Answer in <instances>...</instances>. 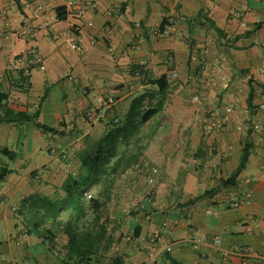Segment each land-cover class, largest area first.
I'll use <instances>...</instances> for the list:
<instances>
[{
    "label": "crops",
    "instance_id": "1",
    "mask_svg": "<svg viewBox=\"0 0 264 264\" xmlns=\"http://www.w3.org/2000/svg\"><path fill=\"white\" fill-rule=\"evenodd\" d=\"M31 49L40 62L21 87L14 63ZM142 63L149 78L168 77L162 109L122 150L138 164L90 184L101 207L82 197L78 214L77 192L69 199L66 191L85 177L79 157L110 118L88 115L107 99L125 115L152 89L132 76ZM0 92L13 112L54 129L0 124V149L15 153L0 155L11 170L0 180V264H59L62 225L77 218L78 231L104 230L100 264H143L154 235L173 247L157 264H264V0H0ZM210 117L223 123L219 131L205 132ZM245 150L244 169L225 184ZM47 230L50 239L38 238ZM242 248L254 255L242 257Z\"/></svg>",
    "mask_w": 264,
    "mask_h": 264
},
{
    "label": "trees",
    "instance_id": "2",
    "mask_svg": "<svg viewBox=\"0 0 264 264\" xmlns=\"http://www.w3.org/2000/svg\"><path fill=\"white\" fill-rule=\"evenodd\" d=\"M64 11L57 10V18L58 20L65 19ZM199 18L202 17V14L199 13ZM205 18V17H204ZM206 23L210 26V28L217 34L222 36L223 33L214 27V25L207 19H204ZM166 20L164 19L161 25L159 26L160 34L165 32ZM189 40L193 41L194 29L191 30ZM171 65V63H170ZM172 66H169V70ZM138 72L139 77L144 76L143 79H147L149 85L152 86V89L146 90L143 94H140L134 97L129 105V108L125 115L121 116L113 111V107L110 110H107L105 113L109 115L108 122L105 124L106 133L100 138L95 145L88 151L84 152L79 157V162L81 168L85 171V177L81 181L74 182L71 186H69L67 192V196L70 199L73 194L76 193L74 202L78 205V214L80 212L83 213V203L82 194L87 189L90 184L103 185L105 181H107L110 176H112L117 168L122 167V164L125 169L129 168L134 164H138V156L131 155L129 157L126 156V151H122L125 147H127L133 139H135L136 135H138L140 128L145 125L151 118L157 115L163 106V103L166 99L168 89H169V80L165 74H162L156 79L149 78L147 73L143 71V67L141 65L136 66L132 69V76H135ZM21 77L22 84L21 87H27V79L28 77L21 76V73H18ZM251 82V81H250ZM8 95L4 92H0V111L2 112L0 115V124L1 123H9L14 125H21L24 123H33V125L41 130L42 132H53L54 129L48 127L46 125H42L37 122V114H28L24 112H13L6 105ZM253 100V90L250 89L247 104L250 106ZM155 101V102H153ZM114 118H117L118 121L114 122ZM0 155L6 156L10 161L14 160L15 153L8 151L7 149H0ZM126 159V160H125ZM248 159V150H245L241 156L239 165L236 171L233 173L231 178L224 183L233 184L236 177L240 174V172L244 169L245 164ZM125 160V163L123 162ZM11 173L7 167L0 165V180H4V178ZM113 181V180H112ZM111 182V181H110ZM98 199L91 198L89 202L94 205L96 208H100L101 204L97 201ZM52 209L50 208L49 211ZM57 210V208H54ZM57 214L54 213L52 215V221L50 222L52 225L56 222ZM77 219H72L67 221L64 225H62L61 234L65 235V242H63L59 247L60 250H64V255L61 258L59 264H100L103 260V255L100 253L105 251L107 248L104 239V230H100L97 232H90L86 229V231H78L75 229V223ZM58 228V225L55 227ZM46 232H42L38 235L40 239H50L48 237H44ZM103 241V246H102ZM58 246L55 244V247ZM52 248L54 246L51 245ZM61 253V252H59ZM62 254V253H61ZM112 264H121L119 258H114L111 260Z\"/></svg>",
    "mask_w": 264,
    "mask_h": 264
},
{
    "label": "built area",
    "instance_id": "3",
    "mask_svg": "<svg viewBox=\"0 0 264 264\" xmlns=\"http://www.w3.org/2000/svg\"><path fill=\"white\" fill-rule=\"evenodd\" d=\"M74 47L78 48L76 45H74ZM39 62H40V59L37 56V52L34 49H31L27 53V55H25V56H23L20 59L15 61L14 68L18 70V73H21V76L28 77L30 75L32 69L34 67H36L39 64ZM141 66L144 67V63H142ZM136 75L139 76L138 72L136 73ZM100 102L105 104V107L101 108L100 112L97 113L98 115L89 114L88 116L91 119H97L98 116L100 118L104 117L106 111L109 109L111 110L112 107L114 106V100L113 99H107L106 101H100ZM230 111H231V108L227 107L226 112H230ZM114 119H115L114 122L118 121L117 118H114ZM222 125H223V123L221 121L217 120L216 118H213V117L207 118L206 119L205 132H208L209 130L219 131L222 128ZM253 128H254V130H257L258 126L255 125ZM51 151L53 152V150H51ZM135 169L139 170V166L138 165L135 166ZM152 172H153L152 174H154L155 170H152ZM148 182H149V184H152L153 180L150 178ZM150 194H152V187L149 189V191L146 195L150 196ZM82 197L87 199V200L91 199V194H90L89 188H87L83 192ZM247 198H248V195H246L245 197H243L239 201L234 202L232 205L234 207H237L240 204H242L243 202H245L247 200ZM150 243H151V250H150V253L147 257V260L143 264H157V257L161 253H163V252L170 253L173 250V247L170 245L169 246H163L159 242L157 235H154L151 238ZM213 243H215V244L219 243V240L218 239L213 240ZM193 248L197 249V244L194 243ZM239 253L244 258L251 257L254 255L253 252H251L249 249H246V248H242ZM105 264H112V263H111V261H107Z\"/></svg>",
    "mask_w": 264,
    "mask_h": 264
},
{
    "label": "rangeland",
    "instance_id": "4",
    "mask_svg": "<svg viewBox=\"0 0 264 264\" xmlns=\"http://www.w3.org/2000/svg\"><path fill=\"white\" fill-rule=\"evenodd\" d=\"M193 41H194V39H193ZM214 57H217V55L215 54ZM69 84L72 86V83L71 82ZM79 92H80V94H82V91L81 90H79ZM155 119H157V116L155 117ZM2 159H4V158L2 157ZM4 160H6V159H4ZM73 195H75V194H73ZM85 202H87L88 204H90L89 200L88 201L85 200ZM89 225L90 224L86 225V229H89V227H90Z\"/></svg>",
    "mask_w": 264,
    "mask_h": 264
}]
</instances>
